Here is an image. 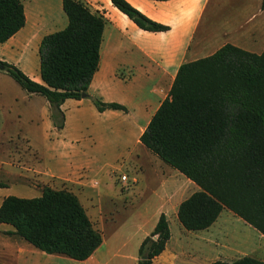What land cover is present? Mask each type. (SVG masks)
Instances as JSON below:
<instances>
[{
    "label": "trees",
    "instance_id": "obj_1",
    "mask_svg": "<svg viewBox=\"0 0 264 264\" xmlns=\"http://www.w3.org/2000/svg\"><path fill=\"white\" fill-rule=\"evenodd\" d=\"M109 1L144 31L169 29L126 0ZM61 6L67 24L48 32L38 44L41 82L15 64L0 61L3 71L23 89L47 100L58 130L64 127L61 104L82 98L98 69L106 23L84 0H62ZM24 24L22 1L0 0V44ZM92 101L99 112L126 111L118 102L97 97ZM138 139L199 187L178 205L177 219L184 229H206L226 208L264 236V48L255 53L225 43L208 56L180 63L167 95ZM0 223L11 225L13 231L8 233L40 251L77 261L87 259L102 242L78 197L46 185L38 197H4ZM170 235L168 218L160 213L139 245L137 264H154ZM207 264L264 261L244 255Z\"/></svg>",
    "mask_w": 264,
    "mask_h": 264
},
{
    "label": "crops",
    "instance_id": "obj_2",
    "mask_svg": "<svg viewBox=\"0 0 264 264\" xmlns=\"http://www.w3.org/2000/svg\"><path fill=\"white\" fill-rule=\"evenodd\" d=\"M85 1L92 11L104 16L106 23L100 46L98 69L92 77L86 95L77 100L82 102L85 97L91 100L93 96H98L106 102L116 101L123 104L126 107L125 112L112 109L99 112L95 107L96 117H99L97 120L119 117L120 113H124L122 122L125 123V127H123V131L127 130L128 135H136L138 145H141L138 139L139 135L170 89L180 63L208 56L200 52H214L223 44L229 43L225 41L217 45V35L214 34L213 29L211 30L213 24L209 20H205L201 25L202 27L199 28L205 11L206 18L207 16L216 19L220 17L224 20V36L229 34L231 24H236L237 29L241 31L240 40L245 45H240L234 41H231L230 44L245 50L248 46L250 48L254 47L256 50L258 49L257 52H261L264 48V7L261 6V0H126L149 18L169 26L168 30L161 32H149L138 28L109 0ZM61 2L62 0H30L28 3L23 1L25 24L9 39L0 44V61L15 64L31 79L41 82L38 69V44L48 32L62 29L67 24ZM198 29L199 35L195 44H193ZM250 52L256 51L251 49ZM30 64H33V68L28 66ZM111 89H119V93L123 95L119 99L104 98V94L109 93ZM66 101L67 99L61 104V109L64 112V127L60 130L56 129L50 116L49 121L45 122V127L47 126L49 130L52 127L54 130L64 132L63 136L66 135L62 139L53 140L47 146V154L53 159V164L45 171L40 172L37 170L36 172L27 165H19L14 162L2 164L0 162V182L6 184V186L0 187L2 194L4 188L8 186V180L11 183L21 182L27 186H31L28 184L34 180L39 183L37 187L40 188V192H42L45 185L53 189L65 188L73 192L79 201L80 191L84 190L88 193V185L90 184L88 176L91 172L90 159L93 157L88 158L87 155L84 156L81 152L82 147L79 144L78 134L69 135L65 133L69 121L66 114L67 109H64ZM104 129L110 133L120 132L119 130L113 131L111 126H105ZM92 141L95 144V138H92ZM91 153L92 150L88 154ZM24 170L31 172V179H25L22 173ZM172 171L180 174L181 178H186L176 169H168L167 173L170 174ZM11 177L13 179L10 180ZM186 179L192 182L190 179ZM131 182L134 185L133 181ZM192 183L194 185L190 187L191 189H196L195 187L199 189L194 182ZM180 186L170 175H163L154 189L150 191L152 197L158 199L160 203L155 211L156 217H154V221L148 230H144L148 219L140 220L141 217H139L137 229H140L139 231L142 234L139 237L140 241L153 230L160 213L167 216L169 229H171L169 217L170 215L173 216L175 221L178 205L187 197V195L184 196ZM8 195L10 194L6 193L0 196V204L3 198ZM86 213L88 214V211ZM129 220L123 225L127 226L130 223ZM181 227L179 223L178 229L180 232ZM2 231L11 232L13 227L6 223H0V232ZM170 234V238L165 245L166 248L153 258L154 264H174L172 254L179 247L174 246V244L170 246L173 237L171 230ZM103 243L104 239L102 238L101 244L87 259L83 261L69 259L67 261L71 264H74V262L79 264H102V260H99V252ZM8 247L9 251H15V253L25 252L22 240L19 244L15 242V244L12 243ZM4 255L9 256L5 252ZM50 257L46 259L53 261L66 259L61 256ZM128 259V264H137L138 251L136 255H130ZM220 260L232 261L229 259ZM15 262L13 261V264H16ZM207 263L210 262L202 264Z\"/></svg>",
    "mask_w": 264,
    "mask_h": 264
},
{
    "label": "rangeland",
    "instance_id": "obj_3",
    "mask_svg": "<svg viewBox=\"0 0 264 264\" xmlns=\"http://www.w3.org/2000/svg\"><path fill=\"white\" fill-rule=\"evenodd\" d=\"M21 1L28 3L30 0ZM205 18L206 11L199 28L205 20L212 22L211 30L213 29L214 34L217 35V45L225 41L245 45L240 40L241 31L237 29L236 24H231L229 34L224 36V20L220 17L218 19L208 16ZM206 27L210 31L208 26ZM198 35L199 29L193 44ZM246 49L260 53L254 47L248 46ZM200 53L209 55L213 52ZM28 66L33 68V64ZM122 95L119 89H111L109 93L104 94V98L119 99ZM95 97L98 98V96H93L90 100L85 97L82 102H78L77 99H67L64 109H67L66 114L69 121L65 133L78 134L79 144L82 147L81 152L88 158L93 157L90 159L88 193L84 190L80 191V203L88 211L90 221L94 228L101 232L104 239L99 252V260H102V264H128V258L130 255L137 254L141 242L139 237L142 234L140 229H137L139 217H141L140 220L148 219L144 230L151 227L156 217L155 211L160 202L152 197L150 191L154 189L162 176L173 177L181 185L184 196H189L198 188L191 189L190 187L194 184L184 177L181 178L176 171L168 174V169L174 170L169 164L150 153L142 145H138L136 135H128L127 130L123 131L124 113H120L119 117L101 118L98 121L99 117H96L92 101ZM49 116L50 107L43 96L27 92L10 75L0 70V162L2 164L14 162L27 165L36 172L37 170L45 171L53 164V159L47 154V146L53 140L62 139L66 135L63 136L64 132L54 130L52 127L50 130L47 126L45 127ZM105 126H111L113 131L119 130L120 132L110 133L104 129ZM92 138H95V144ZM90 150L92 153L88 154ZM22 173L25 179L32 178L30 171L24 170ZM122 174L128 177L127 182L120 180ZM2 179L5 181L4 178ZM38 184L34 180L28 184L31 186L21 182L11 183L8 180V186L4 188L3 194L0 191V196L8 193L23 198L38 197L41 195ZM218 217L206 229L194 231L181 227L180 232L177 216L174 221L173 216L170 215V230L173 235L170 246L174 244L179 247L172 254L174 264H202L217 259L235 260L244 255L264 261V236L259 231L226 208ZM127 220L130 223L127 226L123 225L128 222ZM144 230L142 229V232ZM8 232H0V262L71 264L67 261L70 258L40 251L24 239ZM21 240L24 243L25 252L15 253V251L8 250L10 244H15V242L19 244ZM4 252L9 256H5ZM50 256H61L66 259L55 261L46 259ZM74 264L79 263L74 262Z\"/></svg>",
    "mask_w": 264,
    "mask_h": 264
},
{
    "label": "built area",
    "instance_id": "obj_4",
    "mask_svg": "<svg viewBox=\"0 0 264 264\" xmlns=\"http://www.w3.org/2000/svg\"><path fill=\"white\" fill-rule=\"evenodd\" d=\"M127 178H128V177H127L125 174H122V175L120 176V180H121L122 182L127 181V180H128Z\"/></svg>",
    "mask_w": 264,
    "mask_h": 264
},
{
    "label": "water",
    "instance_id": "obj_5",
    "mask_svg": "<svg viewBox=\"0 0 264 264\" xmlns=\"http://www.w3.org/2000/svg\"><path fill=\"white\" fill-rule=\"evenodd\" d=\"M3 68L4 67H3L2 63L0 62V70H3ZM85 95H86L85 93L82 94V96H85Z\"/></svg>",
    "mask_w": 264,
    "mask_h": 264
}]
</instances>
